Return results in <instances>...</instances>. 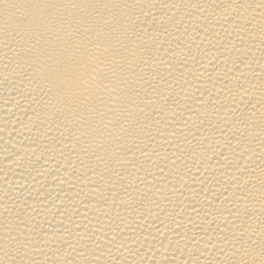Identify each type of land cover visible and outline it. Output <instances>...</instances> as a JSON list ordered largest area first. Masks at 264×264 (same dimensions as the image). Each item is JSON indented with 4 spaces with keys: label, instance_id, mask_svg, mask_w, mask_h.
Here are the masks:
<instances>
[{
    "label": "bare ground",
    "instance_id": "6f19581e",
    "mask_svg": "<svg viewBox=\"0 0 264 264\" xmlns=\"http://www.w3.org/2000/svg\"><path fill=\"white\" fill-rule=\"evenodd\" d=\"M0 264H264V0H0Z\"/></svg>",
    "mask_w": 264,
    "mask_h": 264
}]
</instances>
